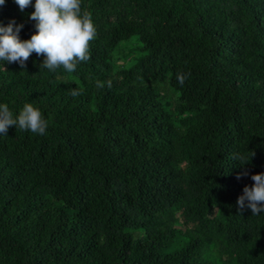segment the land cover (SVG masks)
<instances>
[{
	"label": "trees",
	"instance_id": "obj_1",
	"mask_svg": "<svg viewBox=\"0 0 264 264\" xmlns=\"http://www.w3.org/2000/svg\"><path fill=\"white\" fill-rule=\"evenodd\" d=\"M34 4L0 6L21 41L37 32ZM81 8L97 36L74 72L40 69L35 52L25 68L0 61V104L48 121L45 135H0V264H214L207 248L216 264H264V212L237 205L264 173V0ZM252 151L238 180L233 154Z\"/></svg>",
	"mask_w": 264,
	"mask_h": 264
},
{
	"label": "clouds",
	"instance_id": "obj_2",
	"mask_svg": "<svg viewBox=\"0 0 264 264\" xmlns=\"http://www.w3.org/2000/svg\"><path fill=\"white\" fill-rule=\"evenodd\" d=\"M23 12L32 5V0H15ZM5 0H0V6ZM35 11L30 19L35 21L36 34L30 40L21 41L19 34L24 27L13 19L7 25L0 21V61L5 63L18 62L21 68L26 67V61L35 52L44 56L40 69L55 72L60 66L68 72H74L81 62L91 59L89 43L97 36L92 17L86 11L82 12L81 0H35ZM6 70V68H5ZM191 76V72H177L176 79L180 86ZM106 86L111 89L113 81H96L97 89ZM83 88H74L70 95L77 97L83 94ZM10 126L20 131H30L33 134L45 135L48 121L42 118L41 110L31 103H26L20 113L14 116L6 104H0V135H7ZM233 154L244 171L237 174L241 179L249 174L245 167L255 157ZM254 184L245 186L243 194L238 198L237 205L242 213L245 208L251 209L253 216L264 212V173L251 176Z\"/></svg>",
	"mask_w": 264,
	"mask_h": 264
},
{
	"label": "rangeland",
	"instance_id": "obj_3",
	"mask_svg": "<svg viewBox=\"0 0 264 264\" xmlns=\"http://www.w3.org/2000/svg\"><path fill=\"white\" fill-rule=\"evenodd\" d=\"M131 40L134 42V38H131ZM131 43L130 42H125L124 43V46L127 48H129V47H131ZM122 47V46H121ZM121 47H119L118 48V52L114 55V57H115V66L116 67H119V66H126V65H128V59H129V57L132 55V54H126L127 52H126V49H123V48H121ZM126 54V55H125ZM179 165H181L180 163H178ZM204 254L205 255H207L208 257H209V260L212 262V263H214V264H216L217 262H218V255L214 252V251H212V250H210V249H205L204 250Z\"/></svg>",
	"mask_w": 264,
	"mask_h": 264
}]
</instances>
